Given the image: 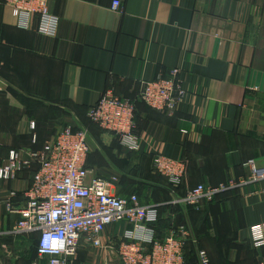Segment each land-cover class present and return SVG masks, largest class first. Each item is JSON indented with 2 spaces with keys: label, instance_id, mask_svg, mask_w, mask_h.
Returning a JSON list of instances; mask_svg holds the SVG:
<instances>
[{
  "label": "crops",
  "instance_id": "1",
  "mask_svg": "<svg viewBox=\"0 0 264 264\" xmlns=\"http://www.w3.org/2000/svg\"><path fill=\"white\" fill-rule=\"evenodd\" d=\"M112 2L49 0L59 18L51 36L36 18L19 26L0 0V163L9 150L40 149L65 126L85 127L90 176L123 196L134 193L130 178L149 184L134 193L157 213L146 227L162 236L184 226L189 264L197 248L210 264H264V246H253L248 230L264 222V179L241 183L245 161L264 165V0H120L117 10ZM172 68L185 91L176 110L139 101L141 83ZM107 88L136 99L138 150L89 120ZM155 153L181 162L179 184L153 170ZM35 169L0 180V264H47L35 250L38 234L14 232L22 215L6 209L7 201L21 207ZM228 182L236 185L198 206L181 200L198 184ZM129 229L125 221L107 226L102 247L80 239L67 264L119 263L116 247Z\"/></svg>",
  "mask_w": 264,
  "mask_h": 264
},
{
  "label": "built area",
  "instance_id": "2",
  "mask_svg": "<svg viewBox=\"0 0 264 264\" xmlns=\"http://www.w3.org/2000/svg\"><path fill=\"white\" fill-rule=\"evenodd\" d=\"M4 4L10 8L19 26L27 27L29 21L36 18L40 33L56 34L59 18L50 11L49 0H4ZM119 7L120 0H113L111 8L117 10ZM179 72V68H172L167 75L143 81L139 100L160 112L173 113L185 93ZM135 112L133 100L107 88L90 107L88 118L112 132L122 147L135 151L139 147ZM31 128H34L33 122ZM88 153L87 128L68 126L40 149L9 150L7 158L0 163V180H10L18 172L31 168L33 164L36 166L30 185L23 192L21 207L17 208L11 201L6 203L7 211L22 215L14 224L13 231L37 233V255L46 258L47 264H67L75 255L80 239L84 238L94 247H102L101 237L106 227L125 221L131 229L125 232L116 247L121 264H187L189 231L182 226L178 233L169 231L160 236L159 232L147 228V223L158 219L156 211L142 205L137 195L113 194L105 179L90 176L85 167ZM152 165L153 170L170 184L181 182L183 166L180 161L155 153ZM244 165L247 176L241 183L264 179V165H258L253 158L245 161ZM235 185V182L216 186L198 184L181 200L195 207ZM11 196H16V192H11ZM248 230L252 245L264 246V222L254 224ZM196 258L197 264H210L205 249L197 248Z\"/></svg>",
  "mask_w": 264,
  "mask_h": 264
},
{
  "label": "rangeland",
  "instance_id": "3",
  "mask_svg": "<svg viewBox=\"0 0 264 264\" xmlns=\"http://www.w3.org/2000/svg\"><path fill=\"white\" fill-rule=\"evenodd\" d=\"M88 144H89V143H88ZM127 183H128V184H129V183H132V184H133V188H132V190H133L134 193L139 192L140 187H143V186L147 187L148 189L150 188V185H149V184H147V185L140 184V182H139V180H138L137 178H130V179L128 180ZM127 183H126V184H127ZM109 184H110V183H109ZM134 193H132V194H134ZM31 242H32V241H31ZM31 242H28V246L31 244ZM32 248H33V246H30V249H32ZM196 250H197V249H196ZM117 264H120V262L117 263Z\"/></svg>",
  "mask_w": 264,
  "mask_h": 264
},
{
  "label": "trees",
  "instance_id": "4",
  "mask_svg": "<svg viewBox=\"0 0 264 264\" xmlns=\"http://www.w3.org/2000/svg\"><path fill=\"white\" fill-rule=\"evenodd\" d=\"M138 99H139V98H138ZM131 100H133V101H134V104H135V100H136V99L132 98ZM139 101H140V100H139ZM141 102H142V101H141ZM142 103H143V102H142ZM135 105H136V104H135ZM135 108H136V106H135ZM135 115H136V112H135ZM135 120H136V119H135ZM130 195H131V194H130ZM183 196H184V195H183ZM35 250H36V248H35ZM186 260H187V257H186ZM187 264H189L188 261H187Z\"/></svg>",
  "mask_w": 264,
  "mask_h": 264
},
{
  "label": "clouds",
  "instance_id": "5",
  "mask_svg": "<svg viewBox=\"0 0 264 264\" xmlns=\"http://www.w3.org/2000/svg\"><path fill=\"white\" fill-rule=\"evenodd\" d=\"M53 247H55V240H53Z\"/></svg>",
  "mask_w": 264,
  "mask_h": 264
}]
</instances>
